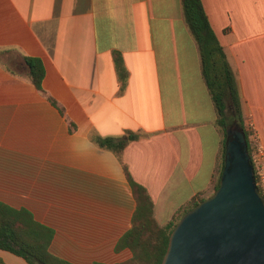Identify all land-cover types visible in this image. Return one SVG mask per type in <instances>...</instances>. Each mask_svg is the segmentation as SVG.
<instances>
[{"label": "crops", "instance_id": "1", "mask_svg": "<svg viewBox=\"0 0 264 264\" xmlns=\"http://www.w3.org/2000/svg\"><path fill=\"white\" fill-rule=\"evenodd\" d=\"M200 1L241 117L264 148V0ZM5 50L42 60V88L55 106L0 64V203L51 227L52 254L72 264L131 256L114 247L136 203L121 163L97 137L138 134L122 163L159 226L213 192L222 136L181 0H0ZM0 264L28 263L0 250Z\"/></svg>", "mask_w": 264, "mask_h": 264}, {"label": "trees", "instance_id": "2", "mask_svg": "<svg viewBox=\"0 0 264 264\" xmlns=\"http://www.w3.org/2000/svg\"><path fill=\"white\" fill-rule=\"evenodd\" d=\"M181 1L184 19L199 50L202 75L216 111V124L222 136L217 174L212 184L214 191L218 188L226 158L227 131L231 125L237 123L250 156L249 135L243 127L234 75L226 61L223 48L210 27L201 1ZM0 55V64L9 73L26 77L40 94L46 96L42 88L45 69L40 58L22 56L9 50L1 51ZM114 58L116 68L120 70L122 58L119 56ZM46 99L55 106L51 97L46 96ZM74 130V124L69 123V132L72 133ZM137 138L138 134L126 131L121 137H97L94 140L99 148L113 153L121 163L136 203L131 217V227L118 238L114 247L115 253L127 249L131 256L125 261L112 264H160L167 248L169 234L176 223L185 212L205 198L201 195L195 196L181 206L166 225L159 226L153 217L151 198L142 186L132 180L122 163L124 147ZM260 192L264 197L261 190ZM54 235L55 232L51 227L38 222L27 209H16L0 203V250L20 257L28 264H72L50 252Z\"/></svg>", "mask_w": 264, "mask_h": 264}, {"label": "water", "instance_id": "3", "mask_svg": "<svg viewBox=\"0 0 264 264\" xmlns=\"http://www.w3.org/2000/svg\"><path fill=\"white\" fill-rule=\"evenodd\" d=\"M245 144L234 123L218 188L181 216L160 264H264V197Z\"/></svg>", "mask_w": 264, "mask_h": 264}, {"label": "built area", "instance_id": "4", "mask_svg": "<svg viewBox=\"0 0 264 264\" xmlns=\"http://www.w3.org/2000/svg\"><path fill=\"white\" fill-rule=\"evenodd\" d=\"M252 149L250 159L253 165L255 183L264 191V151L257 140L249 144Z\"/></svg>", "mask_w": 264, "mask_h": 264}, {"label": "rangeland", "instance_id": "5", "mask_svg": "<svg viewBox=\"0 0 264 264\" xmlns=\"http://www.w3.org/2000/svg\"><path fill=\"white\" fill-rule=\"evenodd\" d=\"M243 127H244V129H245V131L248 133V140H249V143H252L254 140H257L259 143H260V145L262 146V144H261V142H260V139H259V137L256 135V132H255V130H254V128L252 127V125H251V122L250 121H247V120H243ZM262 148H263V146H262ZM263 151H264V148H263ZM252 152V149L250 148V153ZM259 189H261V188H259ZM262 191V193H263V195H264V191L263 190H261ZM77 249H72L71 251H76ZM86 252H88L87 250H86ZM94 252V251H93ZM88 253H90V252H88ZM92 253V252H91ZM104 259L106 260V261H108V262H113L114 261V259L113 258H111V257H109V255L107 256V257H104ZM129 259V258H128ZM127 260V259H126ZM125 261V260H124ZM122 262V261H121Z\"/></svg>", "mask_w": 264, "mask_h": 264}]
</instances>
